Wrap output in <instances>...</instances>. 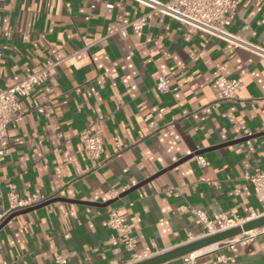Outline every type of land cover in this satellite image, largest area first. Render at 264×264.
I'll return each mask as SVG.
<instances>
[{
    "label": "crops",
    "instance_id": "obj_1",
    "mask_svg": "<svg viewBox=\"0 0 264 264\" xmlns=\"http://www.w3.org/2000/svg\"><path fill=\"white\" fill-rule=\"evenodd\" d=\"M147 11L134 0H0V90L54 64L51 79L18 98L26 112L0 139V212L8 184L58 198L0 228L10 264H130L201 238L193 208L242 220L260 208L245 176L264 172V58L160 13L141 32L126 27ZM229 20L231 35L264 49V2L242 0ZM219 72L241 79L237 99L220 98ZM87 127L108 156L96 171L80 137ZM112 208L133 224L134 248L112 243ZM222 252L230 264H264V228L233 253L198 250L197 264Z\"/></svg>",
    "mask_w": 264,
    "mask_h": 264
},
{
    "label": "built area",
    "instance_id": "obj_2",
    "mask_svg": "<svg viewBox=\"0 0 264 264\" xmlns=\"http://www.w3.org/2000/svg\"><path fill=\"white\" fill-rule=\"evenodd\" d=\"M134 1L148 8L147 12L132 19L126 24V27H129L135 32L142 31L148 18L152 14L160 13L173 18L188 28L199 31L208 37L218 38L235 46L243 47L264 58V49L242 41L231 35L226 29L230 24L229 17L233 14L234 9L242 0ZM257 1L264 2V0ZM126 27L124 26L118 30L119 34L123 37L126 36ZM2 32L3 30L0 19V35ZM53 66V63H47L44 67L29 73L15 84L0 90V139L7 134L8 124L13 120L19 119L26 112V110L22 109L18 98L29 96L36 87L42 85L46 80L51 79L50 71ZM217 67L218 70L222 69V66ZM214 82L219 90L221 99H237V93L242 85L240 78L226 77L223 73L219 72ZM168 83V78L159 76L157 78L156 88L159 91H165L168 88ZM34 108L36 111L42 112V107L36 103L34 104ZM80 137L85 153L91 161L92 171L100 169L108 157L102 155V139L99 136L92 134L88 127L80 132ZM6 152V148H0V161L4 158ZM194 160L199 167H204L208 164L206 158L199 153L194 155ZM245 179L251 183L253 193L260 204V208L255 212H252L249 217L243 220L235 216L227 217L224 215H215L213 219H208L203 210L193 208L191 209L192 213L202 225L203 231L201 237L209 236L241 224L245 220L264 215V172L255 169L253 173L246 175ZM116 195L117 194L114 191L110 193L111 197H115ZM54 197V194H30L29 196L23 197L19 194L14 184H8V190L6 192L7 208L0 212V224L11 213L33 208L53 199ZM107 225L113 231V244L121 243L127 248L135 247V240L131 236L133 224L119 214L115 208L108 210ZM259 230L260 229L243 232L238 236L226 239L215 245L220 249L233 253L239 246L252 240ZM197 258L198 253L197 251H194L181 256L179 260L182 264H197ZM232 258L233 255H226L222 252L216 256L211 264H230ZM55 261L63 264L66 262V259L62 256H57ZM0 264H10V261L0 257Z\"/></svg>",
    "mask_w": 264,
    "mask_h": 264
},
{
    "label": "water",
    "instance_id": "obj_3",
    "mask_svg": "<svg viewBox=\"0 0 264 264\" xmlns=\"http://www.w3.org/2000/svg\"><path fill=\"white\" fill-rule=\"evenodd\" d=\"M237 141L238 140H236V142ZM239 141H241V140H239ZM218 147H220V146H216V148H218ZM190 157L191 156H187L184 159H182L180 162H182V161H184ZM149 180L150 179H146V180L140 182L139 184L134 186V188H137L138 186L148 182ZM57 199L58 198H53V199H51L47 202H44L42 204H39L33 208L23 209V210L11 213L0 224V228L8 220H10L12 217H14L18 214H21V213H26V212L32 211L34 209L40 208V207L45 206V205H48L51 202L56 201ZM263 227H264V215L256 217V218H251V219L245 220L241 224H238V225L232 226L230 228L224 229L222 231L216 232V233L211 234L209 236L198 238L192 242L186 243L184 245L178 246L176 248L162 252L160 254H156V255L141 259V260H137V261L132 262L130 264H163V263H167V262L176 260L185 254H188V253H191L194 251H198L200 249L215 245V244H217L221 241H224L226 239L238 236L243 232L258 230V229H261Z\"/></svg>",
    "mask_w": 264,
    "mask_h": 264
}]
</instances>
